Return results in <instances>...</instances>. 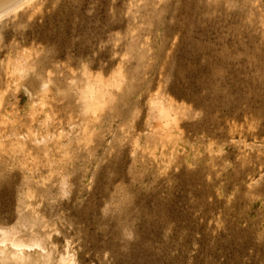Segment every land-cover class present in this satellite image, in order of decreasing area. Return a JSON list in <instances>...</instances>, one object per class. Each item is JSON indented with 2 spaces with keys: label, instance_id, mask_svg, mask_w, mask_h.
I'll return each mask as SVG.
<instances>
[{
  "label": "rangeland",
  "instance_id": "rangeland-1",
  "mask_svg": "<svg viewBox=\"0 0 264 264\" xmlns=\"http://www.w3.org/2000/svg\"><path fill=\"white\" fill-rule=\"evenodd\" d=\"M18 2L0 230L49 264H264V0Z\"/></svg>",
  "mask_w": 264,
  "mask_h": 264
},
{
  "label": "bare ground",
  "instance_id": "bare-ground-1",
  "mask_svg": "<svg viewBox=\"0 0 264 264\" xmlns=\"http://www.w3.org/2000/svg\"><path fill=\"white\" fill-rule=\"evenodd\" d=\"M18 1L19 0H0V15L2 14L1 13L2 10H5V8L7 10V7H10L13 5L15 6L16 2H18ZM18 3H20V2H18ZM14 6L10 7V8L13 9ZM7 12H5V13H7ZM161 111H162V109H161ZM44 116H47V115H44ZM168 124H170V123H168ZM46 128H48V127L46 126ZM33 139H34V137H33ZM49 154H47V155H49ZM44 238H45V235H41L38 232H35L31 236V238L24 239L23 237H21L19 235V233L17 231L6 232V231L0 230V264H49L50 263L49 253L51 254V252L47 251L46 247L44 246ZM56 264H74V260L72 259L71 255H67V257H64L62 255L58 259Z\"/></svg>",
  "mask_w": 264,
  "mask_h": 264
}]
</instances>
